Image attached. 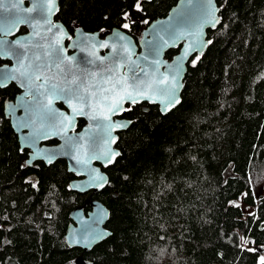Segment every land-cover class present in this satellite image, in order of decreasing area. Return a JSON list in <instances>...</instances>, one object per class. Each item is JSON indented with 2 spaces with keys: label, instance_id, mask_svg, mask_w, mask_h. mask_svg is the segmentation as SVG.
I'll list each match as a JSON object with an SVG mask.
<instances>
[{
  "label": "trees",
  "instance_id": "obj_1",
  "mask_svg": "<svg viewBox=\"0 0 264 264\" xmlns=\"http://www.w3.org/2000/svg\"><path fill=\"white\" fill-rule=\"evenodd\" d=\"M178 1L145 0L137 12L132 0H59L57 20L102 36L122 29L139 41ZM218 5L221 25L190 62L181 104L168 115L146 103L127 111L133 125L119 133L121 156L104 170L110 182L101 193H74L78 177L66 161L21 167L29 152L4 114L20 91L0 89V264H76L81 256L88 264H260L264 195L255 198L252 181L264 179V0ZM87 199L108 208L112 235L85 254L68 246L66 233ZM241 200L253 214L236 206Z\"/></svg>",
  "mask_w": 264,
  "mask_h": 264
},
{
  "label": "water",
  "instance_id": "obj_2",
  "mask_svg": "<svg viewBox=\"0 0 264 264\" xmlns=\"http://www.w3.org/2000/svg\"><path fill=\"white\" fill-rule=\"evenodd\" d=\"M12 4L17 8L10 12L0 9V59L4 62L0 66V89L15 85L20 94L13 101H5L4 114L19 138L21 149L30 151V158L36 153L52 155V164L42 162L48 167L66 161L69 172L78 177L71 182V190L80 195L98 194L107 188L110 178L104 170L116 162L106 163V159L116 152L121 156L117 148L119 133L133 125V121L122 119L126 111L112 114L110 120L104 119L109 114L107 105L112 103L111 99H103L110 95L104 91L110 87L105 78L130 80L133 71L139 73L143 94L136 96L137 102L132 106L149 103L158 106L163 115H168L181 104L190 62L195 56L207 52L208 32L216 31L222 21L218 0H212L211 4L207 0H179L166 17L155 20L143 31L139 42L122 29H114L104 38L98 32L91 34L79 29L67 46V28L57 21L59 0H55L56 8L51 13L48 11L49 0H23V3L4 0L5 7ZM204 5H207L206 9ZM213 9H218L214 14L219 19L210 23ZM6 17L25 22L14 26L5 24ZM169 26V32L160 31ZM22 28L28 32L20 34ZM117 32L124 37L123 40L117 38ZM161 35L163 40L159 39ZM148 41L159 47L153 49ZM178 48V55L169 61L167 53ZM54 50H58L63 60L59 68L54 61ZM117 54L123 63L109 65L110 59ZM88 60L93 63H84ZM108 66L112 67V72L107 71ZM22 72L26 75L22 76ZM75 83L82 85V95L94 93L99 99L90 98L86 106L77 99H69L67 92L59 91L74 87ZM53 84L57 86L55 93L51 91ZM173 92L179 100L175 106L169 103ZM61 104L65 110L59 107ZM123 107L127 108V103H123ZM81 108L83 111H79ZM46 109L55 113L53 123H41L39 116ZM93 116L97 118L93 119ZM30 118L35 123H31ZM79 120H84L86 125L77 132ZM125 121L129 122L125 126L111 127L113 122L121 124ZM24 124L28 126L23 127ZM36 129H39L37 138L32 143L27 142L29 133ZM55 140L58 145H48ZM38 162L41 161L37 160L35 164ZM87 205L92 208L88 214L85 212ZM70 218L72 223L67 229L66 240L71 249L88 254L112 235L106 227L110 211L97 199L87 200L85 206L74 209ZM99 234H103V238L94 239ZM76 264L88 263L81 256Z\"/></svg>",
  "mask_w": 264,
  "mask_h": 264
},
{
  "label": "snow or ice",
  "instance_id": "obj_3",
  "mask_svg": "<svg viewBox=\"0 0 264 264\" xmlns=\"http://www.w3.org/2000/svg\"><path fill=\"white\" fill-rule=\"evenodd\" d=\"M144 2H145V0H132V3H131V5H129V8L131 10H135L137 12H142V11H144V8H143V3ZM20 3H23V0H20ZM207 3L211 4L212 0H207ZM203 7L206 9L207 5H204ZM16 8H17L16 4H12L10 7H5L4 0H0V9H3V11L10 12L13 9H16ZM55 8H56L55 0H49V8H48L49 13L54 11ZM217 10L218 9H213L212 21H210V23L218 22L219 18L216 17L215 14H214L215 11H217ZM22 11L32 12V11H34V9H22ZM130 18H131V12L130 11H126V12L123 13V20L127 21ZM24 22L25 21L19 20V19L12 20V19H10L8 17H6L5 21H4L5 24H12L13 26L15 24H17V23H24ZM134 22L135 21H133V23ZM121 27L124 28V29H128L130 27V25L127 22H125V23L121 24ZM170 27L171 26H169V28L161 29L160 31L169 32ZM116 36H117L118 39H121V40L124 39V37L119 32L116 33ZM159 39L163 40L164 37L161 35V36H159ZM148 43L150 45H152L153 49H156V48L159 47L158 44H153L152 41H148ZM207 43H211V41L209 40V41H207ZM101 46L105 47L107 45H101ZM54 51L56 52V55L54 57V61L56 62V66L59 68L60 64L63 63V60L61 59L58 50H54ZM90 55H92V53H90ZM145 59H147V57ZM84 63H93V61L88 60V61H84ZM118 63L119 64L123 63V60L120 58L119 54H117V56L115 58H112L109 61V65H115V64H118ZM132 63H135V62L133 61ZM153 63H155V61H153ZM192 63L194 64L195 60H193ZM101 64H103V61H101ZM177 67H179V65H177ZM84 71H87V69H84ZM107 71L108 72H112L113 71L112 67L108 66L107 67ZM143 71H144V69L141 68V72H143ZM21 75L22 76L26 75V73L22 72ZM105 82L109 83L110 87L104 89V91L109 93L110 95L109 96H105L103 99L104 100H109V99L112 100V103L110 105H107L108 110H109V114L104 116L105 120H110L112 114L118 113L120 111H131L132 110V105L137 102L136 101V96L138 94L139 95L143 94V91H142L141 86H140V81H139V73H136L135 71H133V74H132L130 80H125L123 78H121L119 80H115V79H110V78L106 77L105 78ZM81 87H82V85L80 83H75L74 87L61 88V89H59V91L61 93L67 92L69 94V99H73V98L77 99L82 104H84L86 106H88V100L90 98L94 99V100L99 99L98 97L95 96L94 93L92 95H90V96L82 95L81 94ZM51 91L53 93H55L57 91V86L55 84L52 85ZM88 91H90V89H88ZM95 91L99 92V89H96ZM120 93H123V95H120ZM122 101H123V103H127V105H128L127 108L123 107ZM169 103H170L171 106H175V104L179 103V100L175 97V93L174 92L172 94V97H171ZM79 111H83V109L81 108V109H79ZM92 118L96 119L97 117L93 116ZM39 119L41 120V123H43L45 121H47L49 123H53L55 121V119H56V115H55L54 112L51 111V109H46L39 116ZM30 120H31V123H35L34 119L30 118ZM69 123H70V121H69ZM127 123H129V122L125 121V122H122L121 124H117L116 122H113L111 127L114 129L116 127L125 126ZM27 126H28V124H24L23 125V127H27ZM38 131H39V129H36L32 133H29V135L27 137V142H29V143L34 142V139L37 138L36 134H37ZM119 156H120L119 152H116L114 155L108 156L107 159H106V163H108V162H118V160L116 158L119 157ZM53 159H54V157L52 155L47 154V153H44V154L36 153L32 158H30L28 160H25L24 164H22L21 167L23 168V167L28 166V165H35V162L37 160H39L41 162H46L47 164L50 165V164H52ZM101 179H103V177H101ZM125 179H127V177H125ZM30 182H31V186L32 187L36 186L35 182H33V181H30ZM236 206L239 207L240 205L237 204ZM249 214L251 215V213H249ZM0 219H5L6 220L7 217L0 215ZM102 238H103V234H99V235L94 237V239H96V240H99V239H102ZM239 240L246 241L247 237L243 233H240L239 234ZM7 243L10 244L11 241L8 240ZM236 247L242 248L243 245L241 243L237 242L236 243ZM246 250L247 251H257L256 248H247ZM259 261H260V264H264V255L259 257Z\"/></svg>",
  "mask_w": 264,
  "mask_h": 264
},
{
  "label": "flooded vegetation",
  "instance_id": "obj_4",
  "mask_svg": "<svg viewBox=\"0 0 264 264\" xmlns=\"http://www.w3.org/2000/svg\"><path fill=\"white\" fill-rule=\"evenodd\" d=\"M57 21H59V20H57ZM64 24V23H63ZM65 25V24H64ZM65 27L67 28V31H68V34H69V39L67 40V46H69V44H70V42H71V40L72 39H74L75 38V33H76V31L77 30H79V29H83V28H81V27H76V28H74L73 30H70L66 25H65ZM84 30V29H83ZM86 33H91V34H94V33H97V32H88V31H86V30H84ZM28 32V31H27ZM26 32V33H27ZM112 32V31H111ZM110 32V33H111ZM98 33H100V32H98ZM109 33V34H110ZM20 34H25V33H22V32H20ZM101 34V33H100ZM108 35V34H107ZM107 35H105V36H102V34H101V37L102 38H104V37H106ZM141 40V39H140ZM139 40V41H140ZM137 41V40H136ZM139 41H137V42H139ZM70 53H72V52H70ZM143 104H145V103H143ZM143 104H140V105H143ZM146 104H149V103H146ZM135 106V105H134ZM61 109H64L65 110V107L61 104L60 106H59ZM133 107V106H132ZM126 113H127V111L124 113V115L122 116V119H125V120H129L128 118H126L125 116H126ZM84 120H79V122H78V127H77V132H79L85 125H86V122L84 121V123L83 124H81V122H83ZM130 121H132V120H130ZM81 124V125H80ZM128 131V130H127ZM124 132H126V131H124ZM59 144V142L57 141V140H55V141H52V142H49L48 143V145H50V146H55V145H58ZM24 151H28L29 152V156H30V151L29 150H24ZM30 158V157H29ZM87 200H90V199H87ZM86 200V201H87ZM85 206V205H84ZM92 209H90V211H91ZM88 209L86 210L85 209V212H86V214H88L89 212H90Z\"/></svg>",
  "mask_w": 264,
  "mask_h": 264
},
{
  "label": "rangeland",
  "instance_id": "obj_5",
  "mask_svg": "<svg viewBox=\"0 0 264 264\" xmlns=\"http://www.w3.org/2000/svg\"><path fill=\"white\" fill-rule=\"evenodd\" d=\"M232 174V171L230 170L228 172V176ZM253 184V190H254V196L256 199H260L264 195V179L254 178L252 181ZM87 195V194H86ZM240 207L243 209V211L250 215L249 213L253 214L254 209L246 206L243 201L241 200L239 203ZM244 247L247 248H256L254 246H250L248 243H244ZM257 249V248H256ZM264 254H261V256Z\"/></svg>",
  "mask_w": 264,
  "mask_h": 264
}]
</instances>
